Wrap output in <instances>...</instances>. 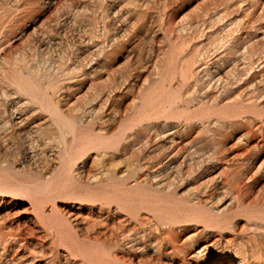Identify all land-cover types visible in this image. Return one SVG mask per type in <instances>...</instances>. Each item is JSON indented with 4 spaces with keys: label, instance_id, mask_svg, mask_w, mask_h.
I'll use <instances>...</instances> for the list:
<instances>
[{
    "label": "rangeland",
    "instance_id": "374dc122",
    "mask_svg": "<svg viewBox=\"0 0 264 264\" xmlns=\"http://www.w3.org/2000/svg\"><path fill=\"white\" fill-rule=\"evenodd\" d=\"M192 57L194 75L185 82ZM205 69L213 81L223 78L220 86ZM29 79L46 108L18 90ZM164 93L173 117L122 133ZM54 107L84 121L94 140L111 141L78 163L68 181L75 192L95 188L94 175L138 184L195 219L179 230L184 254L163 255L164 264H264L263 251L254 260L239 253L243 244L264 248V0H0V174L31 185L56 174L62 149ZM0 201V222L44 234L28 199ZM56 206L89 212L65 198Z\"/></svg>",
    "mask_w": 264,
    "mask_h": 264
},
{
    "label": "bare ground",
    "instance_id": "6f19581e",
    "mask_svg": "<svg viewBox=\"0 0 264 264\" xmlns=\"http://www.w3.org/2000/svg\"><path fill=\"white\" fill-rule=\"evenodd\" d=\"M222 41L221 39L220 47L223 46ZM110 49L112 50V48ZM98 52L100 56L106 57L103 47L99 48ZM201 54V51L194 52L195 57ZM93 62L96 63V60ZM193 62V57L185 62V70L181 74L185 82L194 75ZM205 71L208 72V77L210 76V84L212 81V84L214 82L218 87L222 83L221 76L213 81V73L211 74L208 69ZM176 72L174 71V73ZM8 74L10 78L15 79L12 72H8ZM40 89L39 85L31 79L28 80L27 85L18 87L19 91L30 96L29 101L41 102L42 108H46L41 101L44 93ZM224 91L226 93L223 88L221 92ZM221 92L219 93L222 94ZM15 94L14 90L5 92L7 98ZM168 95L169 93H164L159 98L146 102L142 107V113L132 121L130 120L123 128L122 133L126 134L144 127L157 126L154 119L160 116L173 117L171 112L175 109V105L167 100ZM210 99L211 108L217 106ZM53 109L50 116L59 130L58 142L60 141L62 149L60 166L56 174L33 185L18 182L6 174H0V196L13 195L28 199L34 213V220L43 228L44 234L39 236L31 229H23L18 227L19 225L14 228L7 225L6 221L0 222V264H7L5 263L8 261L5 260L7 258L5 254L8 251L14 252L11 264H17L14 263L15 256L17 257L19 254L23 259L21 264H164L163 255L176 254L177 252L184 254L179 238L181 231L179 230L183 228V223L195 221V219L177 205L156 197L153 193L144 192L138 184L118 183L114 185L105 183L95 175L92 181L95 188H91L85 193L75 192V188L68 181L70 175L76 171L78 163L85 162L89 151L93 149L100 151L107 147L111 141L94 140L85 129L84 121L64 119L57 108ZM216 112L218 111L212 109L207 114L210 116L217 114ZM234 196L241 201L244 196V186L237 184L234 187ZM59 198L77 202L80 208L86 206L89 209L88 214L64 213L56 206V201ZM49 205L51 212L47 211ZM261 227L264 230V226ZM258 232L264 235V231ZM149 241H151L150 243L159 242L158 248L151 250L150 243L147 244ZM165 245L169 246L170 250L165 248ZM201 251L202 249L195 252V255L200 256ZM262 251L264 252L262 247L257 248L253 244H243L239 253H241L242 259L254 260L256 257L261 259ZM151 253L153 254L151 255ZM146 255L149 256L143 258ZM138 256L140 257L136 263L135 259ZM203 260L205 263H209L210 259L206 257ZM252 260L250 261L252 262Z\"/></svg>",
    "mask_w": 264,
    "mask_h": 264
}]
</instances>
